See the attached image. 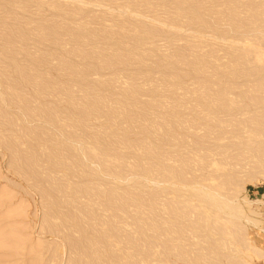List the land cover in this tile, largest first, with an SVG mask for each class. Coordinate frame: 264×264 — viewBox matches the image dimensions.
Segmentation results:
<instances>
[{"label": "rangeland", "instance_id": "1", "mask_svg": "<svg viewBox=\"0 0 264 264\" xmlns=\"http://www.w3.org/2000/svg\"><path fill=\"white\" fill-rule=\"evenodd\" d=\"M262 115L264 0H0V264H264Z\"/></svg>", "mask_w": 264, "mask_h": 264}, {"label": "bare ground", "instance_id": "2", "mask_svg": "<svg viewBox=\"0 0 264 264\" xmlns=\"http://www.w3.org/2000/svg\"><path fill=\"white\" fill-rule=\"evenodd\" d=\"M246 11V10H245ZM250 12V11H249ZM244 18V17H243ZM262 19V18H261ZM239 104V103H238ZM257 104V103H256ZM256 106V105H255ZM259 114H260V112H259ZM263 116V118H264V115H262ZM259 118V117H258ZM263 118H261V119H263ZM247 121V120H246ZM259 122H261L260 120H259ZM264 122V121H263ZM243 124V123H242ZM264 124V123H263ZM246 125V124H245ZM260 125V124H259ZM262 126H264V125H262ZM261 126V127H262ZM246 127V126H245ZM249 127H251L250 125H249ZM248 127V128H249ZM259 128H260V126H259ZM264 128V127H263ZM262 129V128H261ZM260 129V132L262 131ZM256 131V130H255ZM246 132H247V130H246ZM253 132V131H252ZM264 132V131H263ZM248 133V132H247ZM246 133V134H247ZM262 133V132H261ZM258 134L260 135V133L259 132H257V136H258ZM263 135V134H262ZM247 136V135H246ZM261 137H264V136H261ZM256 138V137H255ZM257 139V138H256ZM250 140V136H249V138H248V142H250L249 141ZM258 140H260V139H258ZM264 140V139H263ZM252 142H253V140H252ZM257 143H255V144H257V145H261V146H263L264 145V142L263 141H261V142H263V143H261L260 141V143L261 144H259L258 143V141H256ZM263 144V145H262ZM245 145V144H244ZM248 146V145H247ZM259 147V146H258ZM255 149H258V148H255ZM261 150V149H260ZM260 150H258V152L260 153L261 151ZM256 151V150H255ZM246 152V151H245ZM257 152V151H256ZM255 152V153H256ZM258 152H257V154H258ZM262 153V152H261ZM260 153V154H261ZM248 154V153H247ZM257 154H256V156H257ZM253 155H255V154H253ZM252 155V156H253ZM259 155V154H258ZM248 156V155H247ZM256 156H254V157H256ZM261 156H263V157H261ZM261 156L259 155V158L261 157L262 158V161H259V160H261V158L260 159H258L257 157H256V159L258 160L257 162H259V164H262V163H264V149H263V153L261 154ZM244 158H246V157H244ZM248 159L250 158V159H252V157H250V155L247 157ZM105 159V158H104ZM244 160H246V159H244ZM106 162V161H105ZM256 161H255V163H257ZM249 162H247L246 164H248ZM258 164V165H259ZM255 165H257V164H255ZM257 165V167H259ZM264 165V164H263ZM248 166V165H247ZM246 166V167H247ZM261 167H263L262 165H260ZM260 168V167H259ZM263 169H264V167H263ZM257 171V170H256ZM260 172V171H259ZM264 172V171H263ZM262 172V170H261V173H263ZM264 174V173H263ZM262 181L264 182V179H262ZM249 182H253V181H249ZM193 190H195L194 188H193ZM199 190V189H198ZM197 190V192L195 191V193L194 194H196V195H198V193L199 192H202V191H198ZM206 192V191H205ZM207 192H212V191H207ZM216 192V191H215ZM214 191H213V194L215 193ZM217 193V192H216ZM216 193L213 195L212 193V195L213 196H215V198H217L218 196H219V193H218V195H217V197H216ZM193 194V195H194ZM205 194H207V193H205ZM209 194V193H208ZM208 194H207V197L206 198H208ZM211 194L209 195V196H211ZM200 195V196H199ZM198 196L199 197H201V198H203V196H204V193H200ZM213 196H211L208 200H210V199H212V200H210V202H213L214 201V197ZM222 196V197H221ZM219 198H217V199H215L216 201H218V200H220L221 198H223V195H221ZM93 197V196H92ZM195 197H197V196H195ZM195 197L193 198V197H191V200H195ZM213 197V198H212ZM200 198V199H201ZM205 198V199H206ZM197 199V198H196ZM190 200V201H191ZM204 200V199H203ZM207 200V201H208ZM222 200V199H221ZM173 201V200H172ZM206 201V200H205ZM226 202V203H222V202ZM223 201L221 202V201H219V202H221V206H220V203L219 202H213V203H210V202H206L207 203V205H208V207H207V205H204V206H206V210H208V208H209V203L213 206L210 210H212L213 208H215V212H217V210H218V208H216V206L214 207V205L213 204H219V206H217V207H219V210H218V213H219V211H220V214H222L223 216H227V217H225L226 219L227 218H229V219H231V220H233L234 222L232 223V221L231 220H225V218L221 215V216H217V217H220L219 218V220L221 219V217H223V220L225 221V223L226 222H228L229 223V226H228V224H227V226L229 227L228 229H229V231L228 232H230L231 230H230V228H232L233 230L230 232V233H226L223 229V232H222V236H224V238H222L221 237V240L220 239H218V240H220V241H217L216 239H215V241H217L219 244L217 245V246H214L213 245V247L211 246L212 245V243L210 244V245H206L207 247L205 248H199V250L201 251H199L201 254H200V256L197 258V260H196V258H194V260L193 259H191V260H193V261H195V262H190V264H246L245 262L243 263V261H242V257H241V254L243 255L246 251H247V254L249 253H251L252 254V256L254 255V256H256L257 257V259H258V257H260V255H261V252L259 251V250H257V249H254L253 250V248L251 247V246H247V243H246V241L247 240H245L246 239V236H245V239H244V229H246V228H243V226L241 225V220H242V218L244 217L243 215H242V211H239V210H241V208L240 209H238V207H237V210H236V207L234 208L233 207V203L232 202H229L230 200L228 199V200H226L225 198H223ZM199 202V201H198ZM202 202V199H201V201H200V203ZM204 202V201H203ZM202 202V203H203ZM256 204L257 205H263L264 204V194L260 197V199H257L256 201ZM175 203V202H174ZM182 203H184V201L182 202ZM201 203V205H202V209L204 208L203 207V204ZM230 203H232L231 205H229ZM176 204V203H175ZM189 204H192V203H190L189 202ZM205 204V203H204ZM215 204V205H216ZM174 206V205H173ZM176 206V205H175ZM198 206V205H197ZM233 208H232V207ZM192 207V206H191ZM201 207V206H200ZM193 209H194V207H193ZM193 209H191V210H193ZM177 210V209H176ZM99 211V210H98ZM190 211V210H189ZM194 211V210H193ZM209 211V210H208ZM206 212V211H205ZM211 212V211H210ZM209 212V213H210ZM212 212H214V211H212ZM190 213H191V211H190ZM199 213V212H198ZM206 213H208V212H206ZM209 213H208V216L209 217H211V219H213V213H212V215L210 216L209 215ZM188 215H189V212H188ZM202 215V214H201ZM215 215H219V214H217V213H215ZM207 216V215H206ZM200 217V214H199V216H198V218ZM216 216L214 217L215 219L217 218ZM246 217V216H245ZM244 217V218H245ZM186 218V217H185ZM191 218V217H190ZM207 218V217H206ZM182 219V218H181ZM191 219H194L195 220V218H191ZM248 219V218H247ZM246 218L244 219L245 221L247 220ZM199 220V219H198ZM204 220V219H203ZM207 220H208V218H207ZM251 220V219H250ZM250 220H248L249 222H250ZM200 221V220H199ZM214 221H216V220H214ZM220 221H222V220H220ZM223 221V222H224ZM245 221H243V222H245ZM248 221H246L247 223H248ZM252 221V220H251ZM209 222V221H208ZM207 222V223H208ZM216 222H218V221H216ZM216 222H214V223H216ZM254 222V221H253ZM253 222H252V224H253ZM185 223V222H184ZM212 223V222H211ZM246 223V224H247ZM256 223V222H255ZM188 224V223H187ZM213 224V223H212ZM231 224H232V226H231ZM250 225H251V222L249 223ZM257 225H258V223H256ZM243 225H245V224H243ZM201 226V225H200ZM209 226V225H208ZM207 226V227H208ZM215 225H213L212 227H214ZM219 226H220V224H219ZM246 226V225H245ZM252 226V225H251ZM212 227H210V229H212ZM254 227V226H253ZM255 227H257V226H255ZM191 228V227H190ZM193 228V227H192ZM217 228V227H216ZM220 228V227H219ZM224 228V227H223ZM181 229V228H180ZM185 229V228H184ZM194 229H195V227H194ZM196 229H198V228H196ZM213 229H215V227L213 228ZM209 230V229H208ZM215 230H218V229H215ZM220 230L221 229H219L218 231L220 232ZM181 231V230H180ZM200 231V230H199ZM211 231H213V230H211ZM218 231H216L217 233H218ZM179 232V231H178ZM214 232V231H213ZM226 233V235H223V233ZM246 232V231H245ZM204 233V232H203ZM202 233V234H203ZM199 234V233H198ZM201 234V235H202ZM207 234V233H206ZM205 234V235H206ZM188 235V234H187ZM208 235V234H207ZM218 235H221V234H218ZM106 237V236H105ZM191 237H192V235H191ZM216 238V237H215ZM218 238H220V237H218ZM187 239V238H186ZM204 239H205V237H204ZM206 239L208 240L209 238H207L206 237ZM223 239V240H222ZM182 240H184V239H182ZM200 240V239H199ZM211 240V239H210ZM191 241V240H190ZM205 241V240H204ZM212 242V241H211ZM248 242V241H247ZM195 243V242H194ZM200 243V242H199ZM207 243V242H206ZM213 244H214V242H213ZM191 245V244H190ZM105 246V245H104ZM191 248V247H190ZM251 248V249H250ZM196 250V249H195ZM248 250H252V252H250V251H248ZM188 251V250H187ZM186 251V252H187ZM191 251H193V250H191ZM197 251H195L194 253H196ZM198 252V253H199ZM191 253V255H192V252H190ZM194 253H193V255H194ZM198 253H196V254H198ZM183 254V253H182ZM181 254V255H182ZM263 254V253H262ZM179 256V255H178ZM183 256V255H182ZM244 256V255H243ZM247 256V255H246ZM251 256V255H250ZM264 256V255H263ZM191 257V256H190ZM195 257V256H194ZM197 257V256H196ZM245 257V256H244ZM248 257V256H247ZM193 258V257H192ZM249 258V257H248ZM262 258V257H261ZM247 259V258H246ZM251 259V258H250ZM181 260V259H180ZM190 260V261H191ZM249 260V259H248ZM183 262V261H182ZM181 262V263H182ZM189 263V262H188Z\"/></svg>", "mask_w": 264, "mask_h": 264}, {"label": "crops", "instance_id": "3", "mask_svg": "<svg viewBox=\"0 0 264 264\" xmlns=\"http://www.w3.org/2000/svg\"><path fill=\"white\" fill-rule=\"evenodd\" d=\"M260 206H262V207H263V209H264V204H263V205H260ZM263 212H264V210H263Z\"/></svg>", "mask_w": 264, "mask_h": 264}]
</instances>
